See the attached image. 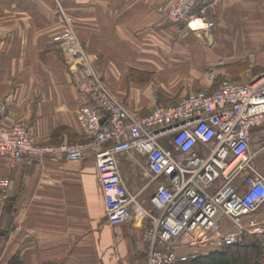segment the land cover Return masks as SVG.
<instances>
[{"label":"crops","instance_id":"crops-1","mask_svg":"<svg viewBox=\"0 0 264 264\" xmlns=\"http://www.w3.org/2000/svg\"><path fill=\"white\" fill-rule=\"evenodd\" d=\"M169 1L0 0L3 123H25L39 144L88 140L77 114L89 102L76 80L78 59L55 39L69 26L103 83L136 115L151 111L153 95L170 106L190 92L216 89L224 77L245 83L264 71L263 0H220L207 10L214 26L197 31L157 11ZM249 148L264 175V124L251 128ZM118 160L128 191L156 214L150 197L158 182L144 157L130 151ZM2 177L10 188L0 197V264L13 256L22 264H146L142 218L132 206L131 218L107 221L91 151L80 159L0 156ZM235 182L244 186L241 177ZM250 217L264 221V201L244 225ZM221 220L224 230L238 231ZM187 235L178 239L181 251L189 248Z\"/></svg>","mask_w":264,"mask_h":264},{"label":"built area","instance_id":"built-area-1","mask_svg":"<svg viewBox=\"0 0 264 264\" xmlns=\"http://www.w3.org/2000/svg\"><path fill=\"white\" fill-rule=\"evenodd\" d=\"M219 1L170 0L157 11L190 30H207L214 26L207 10ZM55 39L64 53L78 59L76 80L89 102L77 114L88 140L39 144L25 123L6 124L0 118V156L80 159L91 151L107 221L119 224L131 218L132 206L142 218L146 264H175L240 242L246 235H264V221L250 217L243 224V217L264 201V175L249 148L251 128L264 124V81L260 79L264 71L245 83L224 77L216 89L190 92L170 106L153 95L151 111L136 115L94 72L72 27ZM210 77L215 78L212 73ZM5 105L0 102V109ZM130 151L144 157L152 179L158 182L150 197L156 214L137 203L122 179L118 155ZM237 177L242 178L243 187L235 182ZM9 188L10 181L0 178V197L6 198ZM222 218L238 231L224 230ZM184 233L195 235L188 250L181 251L177 243Z\"/></svg>","mask_w":264,"mask_h":264},{"label":"trees","instance_id":"trees-1","mask_svg":"<svg viewBox=\"0 0 264 264\" xmlns=\"http://www.w3.org/2000/svg\"><path fill=\"white\" fill-rule=\"evenodd\" d=\"M8 264H22L13 256ZM175 264H264V240L248 235L240 242L223 245Z\"/></svg>","mask_w":264,"mask_h":264},{"label":"rangeland","instance_id":"rangeland-1","mask_svg":"<svg viewBox=\"0 0 264 264\" xmlns=\"http://www.w3.org/2000/svg\"><path fill=\"white\" fill-rule=\"evenodd\" d=\"M77 38H78V37H77ZM78 40H79V38H78ZM79 42H80V40H79ZM80 43H81V42H80ZM81 45H82V44H81ZM82 47H83V46H82ZM83 49H84V47H83ZM84 51H85V49H84ZM85 53H86V52H85ZM86 54H87V53H86ZM91 64H92V63H91ZM92 68H93L94 72H96L95 69H94V67H93V65H92ZM226 78H227V77H226ZM6 124H8V123H6ZM198 232H199V231H196L195 234L198 235ZM195 234H192V235H191V238H192ZM183 236H184L185 238H188V237H189V236H188L187 234H185V233H184Z\"/></svg>","mask_w":264,"mask_h":264},{"label":"bare ground","instance_id":"bare-ground-1","mask_svg":"<svg viewBox=\"0 0 264 264\" xmlns=\"http://www.w3.org/2000/svg\"><path fill=\"white\" fill-rule=\"evenodd\" d=\"M260 79H262L263 81H264V75H263V77H261ZM252 92V91H251ZM257 102H260L259 100L258 101H256L255 103H257Z\"/></svg>","mask_w":264,"mask_h":264}]
</instances>
